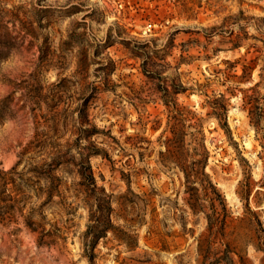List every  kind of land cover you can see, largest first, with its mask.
Wrapping results in <instances>:
<instances>
[{
  "label": "rangeland",
  "instance_id": "rangeland-1",
  "mask_svg": "<svg viewBox=\"0 0 264 264\" xmlns=\"http://www.w3.org/2000/svg\"><path fill=\"white\" fill-rule=\"evenodd\" d=\"M179 128L200 132L224 235L161 157ZM38 133L90 154L112 212L91 218L65 164L53 203L0 216V264H264V0H0V170ZM93 220L117 235L90 248Z\"/></svg>",
  "mask_w": 264,
  "mask_h": 264
},
{
  "label": "trees",
  "instance_id": "trees-1",
  "mask_svg": "<svg viewBox=\"0 0 264 264\" xmlns=\"http://www.w3.org/2000/svg\"><path fill=\"white\" fill-rule=\"evenodd\" d=\"M175 118L182 121L180 114H177ZM199 134V131L191 132L188 143L185 131L182 128L174 129L172 137H167L164 141L166 150L161 153V157L166 163H174L183 173L187 193L190 195L187 203L195 214L203 212L206 215L208 220L207 229L210 236L224 235L228 219L227 209L222 195L205 172L208 153L204 144L198 139ZM57 140L58 138L54 136L38 133L20 152L19 161L10 170H0V203L12 202V205L0 207V212H2L0 216L11 212L23 214L26 206L35 198L44 199L38 208L39 210L53 203L55 196H61L59 190L61 179L55 176L54 173L63 165L70 163L78 167L77 174L80 177L78 186L86 194L91 218L94 215L96 216L97 213L112 212L110 203L109 207L103 204L107 199L100 196L91 167L85 158V155L89 157L90 154H82L80 162L76 164L74 156L71 155V146L68 145L66 150L61 149ZM30 155L33 156L30 159L40 158L41 164L32 165L28 163V166L19 170L22 162L27 161V157ZM217 203L221 207H218ZM207 209L211 213H206ZM37 213V210L32 207L30 217ZM40 217L43 218L41 214ZM93 221L97 222L89 226L86 232L87 238L93 237L91 244H89L90 248L96 239L104 237L103 234L108 229L117 235V231L110 223L107 225L106 223L101 224L99 220ZM27 226L32 232H37L43 227L40 224L36 225L30 218L27 220ZM120 241L129 244L124 237H120ZM208 244L207 238L200 241L199 251L202 253ZM217 260H222V258Z\"/></svg>",
  "mask_w": 264,
  "mask_h": 264
}]
</instances>
